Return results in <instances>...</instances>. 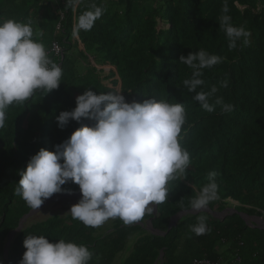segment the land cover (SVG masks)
<instances>
[{
  "label": "trees",
  "instance_id": "1",
  "mask_svg": "<svg viewBox=\"0 0 264 264\" xmlns=\"http://www.w3.org/2000/svg\"><path fill=\"white\" fill-rule=\"evenodd\" d=\"M93 6L103 7L104 13L91 30H77L78 17ZM224 15L232 26L250 33L235 48L229 47ZM7 19L31 22L34 40L46 51L52 42L60 45L59 56L48 55L62 69V78L57 89L38 90L29 101L11 105L0 129V264H19L29 235L83 244L92 253L88 264H112L133 235L137 237L120 264H154L161 253L157 264H193L202 258L264 264V229L249 226L240 215L264 219V0H0V22ZM201 50L222 61L201 69L204 83L189 91L185 81L195 70L179 58ZM106 65L114 68L106 71ZM118 81L126 102L154 98L184 106L180 143L191 161L186 173L169 182L166 201L142 221L124 224L115 218L100 232L71 214H54L23 225L5 258L7 234L31 210L16 192L18 172L40 148L53 151L82 124L94 123L82 118L58 127L56 117L72 110L78 95L117 91ZM213 88L210 112L194 97ZM223 104L232 110L223 111ZM209 173L216 174L219 198L208 208L236 211L219 218L204 210L188 213L168 230L172 216L191 209V200L209 183ZM61 187L79 188L71 181ZM201 215L211 230L196 235L191 229ZM148 219L163 234L146 230L142 224Z\"/></svg>",
  "mask_w": 264,
  "mask_h": 264
},
{
  "label": "clouds",
  "instance_id": "2",
  "mask_svg": "<svg viewBox=\"0 0 264 264\" xmlns=\"http://www.w3.org/2000/svg\"><path fill=\"white\" fill-rule=\"evenodd\" d=\"M104 11L100 6L85 11L78 17L77 30H91ZM221 23L231 48L238 39L250 35L243 27L232 26L227 15L221 17ZM33 37L31 22H0V129L5 127L11 105L29 101L38 90H55L61 83L62 69L50 59L49 49L46 51ZM179 61L195 70L193 78L185 81L189 91H195L204 83L199 79L200 70L220 63L222 58L201 50L181 56ZM215 91L198 92L194 99L211 112L214 108L209 96ZM121 93L85 90L75 98L72 110L59 113L56 121L61 129L70 120L79 123L84 118L94 123L82 124L53 151L40 148L18 172L16 192L31 209H39L53 194H71V189L61 187L69 181L78 185L81 193L69 212L85 226L99 227L115 218L124 224L139 222L152 214L153 205L166 201L169 182L183 176L191 164L188 151L180 143L186 110L181 103L154 98L126 102ZM231 110L230 104H223V111ZM215 175L209 173V183L191 200L193 211L206 209L219 198ZM197 220L191 229L196 235L211 230L205 216ZM23 247L26 251L19 264H88L92 258L85 245L64 239L51 243L45 236L29 235Z\"/></svg>",
  "mask_w": 264,
  "mask_h": 264
},
{
  "label": "rangeland",
  "instance_id": "3",
  "mask_svg": "<svg viewBox=\"0 0 264 264\" xmlns=\"http://www.w3.org/2000/svg\"><path fill=\"white\" fill-rule=\"evenodd\" d=\"M97 67H100V66H97ZM103 68L107 71L110 68H112V66L106 65V66H103ZM80 198H81V193L79 189L76 192H72L69 195H61L60 193H58V195H52L50 198H48V200L46 201L44 205H42L39 209H36L34 212H32V214L28 218L24 220L23 225L28 226L32 223L40 222L54 214H59L61 216L66 215V214H71L69 212L70 207L76 204ZM113 220L114 219L107 220L103 225L97 227V231H100V232L105 231L107 228L111 226V222ZM252 220H255V219L248 218L247 222L252 223ZM136 237H137L136 235H133L131 238H129V240L126 243L125 248L115 256L112 264H120V262L129 254L132 244Z\"/></svg>",
  "mask_w": 264,
  "mask_h": 264
},
{
  "label": "water",
  "instance_id": "4",
  "mask_svg": "<svg viewBox=\"0 0 264 264\" xmlns=\"http://www.w3.org/2000/svg\"><path fill=\"white\" fill-rule=\"evenodd\" d=\"M120 85H121V81H118V90L120 89ZM53 195H58V193L53 194ZM61 195H69V194H68V193H67V194L64 193V194H61ZM47 200H48V199H47ZM47 200H45L44 203H43L42 205H44V204L46 203ZM42 205H41V206H42ZM202 210H204V211H208V212L211 213L213 216L218 217V218H219L220 216H225V215L228 214V213H232V212H235V211H236L234 208H231V207L226 208V209H224V210L221 211V212H215V211H212V210H210L208 207H207L206 209H202ZM34 211H35V210L31 209L28 213H26L25 215H23V216L19 219L17 227L9 232V234H8V239H7L6 245L4 246V252H3L5 258H6V254H7V246L9 245V243H10L11 239L13 238L14 234L17 233V232H19V231L22 229L24 220H25L26 218H28V217L32 214V212H34ZM156 211H157V205H153V214H156ZM195 212H197V211H193L192 209H189V210H182V211L178 212L176 215H174V216L171 217V219H170V224H169V226H168V230H169L172 226H174V225L177 223V221H178L182 216H184V215H186V214H188V213L192 214V213H195ZM240 215L243 217V219L246 221V223H248V222H247V219H248V218L255 219V220H252V223H248L249 226H251V227H257V225H258L259 223H261L262 226H259V227H260L261 229H264V219H263V218L255 217V216H247V215H245V214H243V213H241ZM145 227H146L149 231H151L153 234H160V233L163 234V232H161V231H159V230H157V229H154V228L152 227V225H151V219H148L147 224H146ZM161 258H162V253L159 255L158 259L154 262V264H157L158 260H160Z\"/></svg>",
  "mask_w": 264,
  "mask_h": 264
},
{
  "label": "built area",
  "instance_id": "5",
  "mask_svg": "<svg viewBox=\"0 0 264 264\" xmlns=\"http://www.w3.org/2000/svg\"><path fill=\"white\" fill-rule=\"evenodd\" d=\"M54 1H56V0H54ZM61 16H62V13H61ZM56 28L59 29V24L56 25ZM47 53L53 54L54 56H59L62 53V49L57 42H52L51 46L49 48V52H47ZM238 260H239V258L236 259V261H238ZM193 264H221V263L218 261H210L207 258H202V259H195L193 261ZM225 264H237V263L236 262H234V263L226 262Z\"/></svg>",
  "mask_w": 264,
  "mask_h": 264
}]
</instances>
